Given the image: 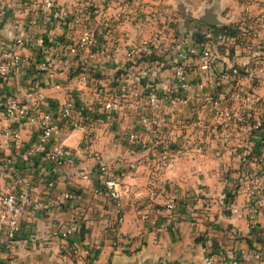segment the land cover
I'll list each match as a JSON object with an SVG mask.
<instances>
[{"label":"crops","instance_id":"0c3cea01","mask_svg":"<svg viewBox=\"0 0 264 264\" xmlns=\"http://www.w3.org/2000/svg\"><path fill=\"white\" fill-rule=\"evenodd\" d=\"M84 1L89 3L88 26L99 35L100 43L104 42L103 15L113 34L108 42L118 45L110 59L92 47L58 61L54 49L62 42L72 43L75 30L58 26L48 17L29 26L25 0H0L4 11L0 15V41L6 40L3 30L9 28L14 34L13 25L18 22L21 32L32 38L44 37L48 49L22 50L23 66L8 81H0V102L12 97L22 104L36 103L40 109L57 110L73 96L90 131L86 136L81 130L59 127L47 150L52 152L60 145L69 149L75 165L53 170L51 161L39 160L43 165L38 167V163L34 168L13 162L15 153L8 133L15 127L24 144H30L36 136L34 121L11 124L0 107V195L12 189L14 167L31 182L30 203L25 207L19 233L10 241L0 234V264H75L68 250L71 245L91 250L86 264H200L218 254H236L243 264H264L253 258L256 251L264 252V200L259 201V213L252 226L247 224L243 194L234 196L226 206L216 200L226 187L224 172L228 169L219 162L227 153L219 143L212 142L203 154L185 153L159 166L151 147L155 140L152 133L143 134L136 146L126 140L127 134L139 132V119L146 110L145 93L150 87L161 92L167 86L165 79L173 69L171 60L187 66L190 80L209 81L204 95L212 92L220 100L229 84L216 64L221 63L224 71L232 64L246 63L252 56L264 59V48L256 45L264 39V24H258L259 29L250 25L235 27L238 31L234 37L218 41L222 46L217 49L213 45L210 67L200 69L197 52L212 37L210 29L202 26L201 30L196 23L183 22L172 9V0H140L139 7L132 0H55L65 10ZM158 10L161 14L155 15ZM219 19L229 24L234 18L222 14ZM142 40H149L151 55L157 58L129 61L127 50ZM178 40L182 43L180 54L175 49ZM42 61H48L47 70L38 69ZM82 75L86 81L80 79ZM210 80L216 83L213 87ZM256 80L247 79L243 86L246 90L255 88L264 97V75ZM98 89L123 98L118 113L104 112L94 104ZM204 106L208 108L206 102ZM168 110L174 111L167 116L169 137L179 140L186 131L193 134L188 104ZM100 161L114 173L128 164L135 165L125 177L130 190L119 205L95 192ZM68 192H75L76 197L66 198ZM151 192L155 195L153 201ZM172 193L179 197V205L168 211L163 201ZM119 217L123 218L121 222ZM71 223H76L77 231L61 243L59 232Z\"/></svg>","mask_w":264,"mask_h":264},{"label":"built area","instance_id":"2783aa9c","mask_svg":"<svg viewBox=\"0 0 264 264\" xmlns=\"http://www.w3.org/2000/svg\"><path fill=\"white\" fill-rule=\"evenodd\" d=\"M136 7L140 6V0H132ZM28 7L27 25H35L41 17H48L58 26H65L69 30H75L76 34L72 43L62 42L53 51V56L62 61L70 56L94 47L95 52L103 53L110 59L118 51L117 43L111 41L112 32L105 16L103 18L102 38L88 26L89 3L84 1L74 5L72 9H64L55 0H25ZM4 11L0 9V15ZM160 15V11L155 15ZM262 23V21H260ZM14 34L11 41H0V81H8L13 74L24 64L25 57L23 49H48L45 47L46 40L42 36L32 38L28 33L21 32L20 24L13 25ZM224 37H221L222 40ZM244 43V39L242 41ZM213 43H203L197 52V60L200 69L209 68L213 62ZM256 45L264 48V39L259 40ZM182 46L181 40L176 42V47ZM149 40H142L137 45H131L126 52L127 59L135 62L151 52ZM253 57V56H252ZM248 58L242 65L235 63L223 71L221 77L227 79L229 87L223 91L220 100L213 96L212 92L204 95L209 81L197 79L195 81L187 78V66L173 59L172 73L165 80L169 84L161 92L156 87H150L145 93L144 108L146 113L141 114L139 119V132L127 134L126 140L133 146L141 143L143 134L152 133L155 139L151 143L155 154L156 164L163 166L168 164L174 157L193 152L203 154L207 152L212 142L219 143L223 152L230 153L237 160L235 172L227 173L225 169L226 187L218 195L217 202L226 206L230 203L228 195L236 196L243 194L247 203V224L254 225L259 213V201L264 200V97L255 88L246 90L244 83L247 79H260L264 75V59ZM160 64L157 65V67ZM48 61L39 63L38 69L47 70ZM82 81H86L82 75ZM258 80H256L258 82ZM213 87L215 82L210 80ZM116 95L110 91L98 89L94 94L95 105L104 112L116 114L121 109V104ZM208 104V108L204 106ZM223 102L235 103V111L222 106ZM36 104V103H35ZM34 103L26 105L18 102L12 97H5L0 102L1 114L9 123L16 125L29 119L36 125V136L30 144H24L20 139L19 131L11 128L8 130L11 137V146L15 153L13 162L22 164H34L35 160H49L52 169L55 170L63 165H75L73 155L69 149L58 146L54 151H48V145L59 127L67 129H78L89 136V128L83 119L81 110L77 108L75 98L68 97L57 110H43L36 107ZM179 104L190 106L192 133L186 131L180 139L168 136V120L164 106L168 108ZM206 114L212 116L208 122ZM222 116L224 120L219 121ZM225 116V117H224ZM12 162V163H13ZM40 163V162H39ZM134 164H128L125 169L114 173L113 169L106 163L100 161L97 164V188L95 192L105 195L112 201L120 204L122 197L129 192V184L125 177L129 175ZM15 176L12 189L0 195V234L10 241L20 231V223L25 207L30 203L28 189L30 180L13 168ZM42 169V168H41ZM86 178V174H82ZM152 182V179L149 180ZM52 185V182H49ZM66 198L76 197L75 192H68ZM155 195L151 192L150 200ZM264 202V201H263ZM168 211L175 210L179 205V197L172 193L163 201ZM145 217V215H143ZM122 217L118 221H122ZM77 231L76 223H71L59 232V241L65 239ZM63 245V244H61ZM75 264H86V257L92 256L89 249L81 248V245L69 246ZM253 258L264 262V252L256 251ZM200 264H243L238 255H210Z\"/></svg>","mask_w":264,"mask_h":264},{"label":"rangeland","instance_id":"374dc122","mask_svg":"<svg viewBox=\"0 0 264 264\" xmlns=\"http://www.w3.org/2000/svg\"><path fill=\"white\" fill-rule=\"evenodd\" d=\"M218 2V4H217ZM172 5L176 15L183 21V22H193L200 26L199 29H201L202 26H208L205 22H203L199 16L202 13L203 6H212V11L214 10L220 15H224L225 17H233L232 20V26L234 27H245V26H252L257 27L258 24H260L262 21V24H264V0H172ZM161 5V4H160ZM161 11V10H158ZM213 11V12H214ZM234 11V13H233ZM209 27V26H208ZM233 28V27H232ZM236 28H234L235 30ZM202 30V29H201ZM238 31V30H236ZM242 31V30H241ZM251 31V29H250ZM245 32V31H243ZM198 33V32H197ZM249 32H246L248 34ZM198 36V35H197ZM204 40V39H203ZM205 41V40H204ZM222 41V40H221ZM245 41H247V38H245ZM244 44V43H243ZM218 43H214L215 49H217ZM182 47V46H181ZM180 48L177 49V54H180L178 50H181ZM213 47V50L215 51ZM213 51V56H214ZM175 53V52H174ZM116 99L119 103H123L122 97L119 95H116ZM164 106V110L167 113L166 115H170L174 113L172 110H168V107ZM222 106H225L227 108H230L231 110L235 111V103H226L223 102ZM147 110H145L144 113H146ZM171 113V114H170ZM212 116L210 114H206V118L208 119V122L212 119ZM225 117V116H224ZM224 118L222 116L219 117V121L222 122ZM184 125H187V119ZM210 148V147H209ZM208 148V150H209ZM217 152V151H216ZM225 158L223 157V160L219 162H223L224 167L228 168L227 173L229 172V169L231 172L236 171L237 167V161L231 156L230 153L224 154ZM219 157V156H218ZM175 158V157H174ZM222 158V157H221ZM230 159H233L231 161Z\"/></svg>","mask_w":264,"mask_h":264},{"label":"water","instance_id":"95a60500","mask_svg":"<svg viewBox=\"0 0 264 264\" xmlns=\"http://www.w3.org/2000/svg\"><path fill=\"white\" fill-rule=\"evenodd\" d=\"M217 4H218V2H217ZM203 7H204L202 9L203 11H202L201 15L199 16V18L203 22H205L209 27L219 28V27L226 26V27L235 28L234 26H232L231 22L229 24H223V22L219 19V14L217 12H215L214 10H213L214 12L212 11L213 5L212 6H203ZM3 31L4 32H2V36L4 37V39H6L7 41H11L12 37H13L12 30L9 28L8 29L5 28ZM216 67L218 68V71L220 73L223 72V66L221 63L216 64Z\"/></svg>","mask_w":264,"mask_h":264},{"label":"trees","instance_id":"16d2710c","mask_svg":"<svg viewBox=\"0 0 264 264\" xmlns=\"http://www.w3.org/2000/svg\"><path fill=\"white\" fill-rule=\"evenodd\" d=\"M209 29H210V32H211L212 37L210 39H208V40H210L211 43H213V44L214 43H218V41H220V38L221 37H224V36L226 38L227 37H232V36L234 37L235 34L237 33L236 30H238V28H236L234 30V28H232V27H226V26L219 27V28L209 27ZM219 46H222V45L218 44L217 47H219ZM151 54H152L151 52L148 53V55L144 56L143 59L148 60V61L155 60L157 57H153ZM39 160L37 159V160L34 161V164H33V167L34 168L35 167L37 168L38 163H39ZM42 165H43V163H40V166H38V167H41ZM233 198H234V196L228 195V198L227 199L229 201H231Z\"/></svg>","mask_w":264,"mask_h":264}]
</instances>
